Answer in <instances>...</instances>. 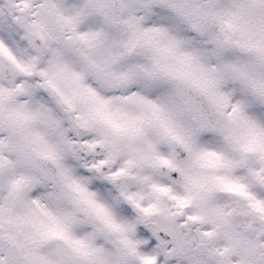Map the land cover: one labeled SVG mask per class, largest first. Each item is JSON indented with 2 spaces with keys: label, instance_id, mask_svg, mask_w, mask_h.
<instances>
[{
  "label": "snow or ice",
  "instance_id": "obj_1",
  "mask_svg": "<svg viewBox=\"0 0 264 264\" xmlns=\"http://www.w3.org/2000/svg\"><path fill=\"white\" fill-rule=\"evenodd\" d=\"M0 264H264V0H0Z\"/></svg>",
  "mask_w": 264,
  "mask_h": 264
}]
</instances>
